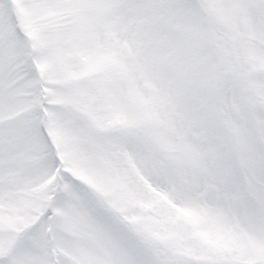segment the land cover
<instances>
[{
    "label": "snow or ice",
    "instance_id": "obj_1",
    "mask_svg": "<svg viewBox=\"0 0 264 264\" xmlns=\"http://www.w3.org/2000/svg\"><path fill=\"white\" fill-rule=\"evenodd\" d=\"M0 264H264V0H0Z\"/></svg>",
    "mask_w": 264,
    "mask_h": 264
}]
</instances>
